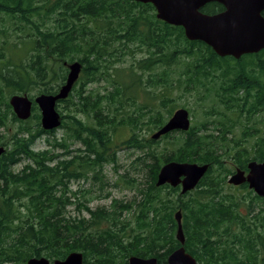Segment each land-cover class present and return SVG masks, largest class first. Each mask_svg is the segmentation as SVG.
<instances>
[{
    "label": "trees",
    "instance_id": "16d2710c",
    "mask_svg": "<svg viewBox=\"0 0 264 264\" xmlns=\"http://www.w3.org/2000/svg\"><path fill=\"white\" fill-rule=\"evenodd\" d=\"M221 10L218 2L201 8L208 14ZM126 56L132 58L128 64ZM74 60L82 68L67 98L56 105L70 110H59L65 136L57 140L56 129L41 127L34 102L31 116L21 120L8 98L56 93L67 73L63 62ZM178 66L182 69H172ZM99 80L107 83L102 92L87 90ZM215 80L220 83L212 89ZM174 81L181 95L194 92L205 98L213 91L224 110L241 111L245 104L249 118H264V49L239 59L220 57L204 42L188 40L181 26L158 19L151 3L135 0H0V127H8V120L18 123L7 138L0 134L5 146L0 155V264H26L33 256L64 259L74 251L89 264H125L131 255L165 263L180 246L177 210L183 246L198 264H264V197L245 183L227 182L236 168L247 170L249 161L264 160V136L251 146L252 153L229 145L228 130L221 128L225 111H218L221 121L212 132L207 127L212 121L206 119L153 139L139 129L146 116L152 128H160L174 111L167 104L173 98L160 100L164 113L144 106L134 114L125 111L130 102L138 106L139 90ZM254 123L247 126L248 136ZM126 127L131 134L116 139L115 131ZM41 137L47 147L34 150ZM69 140L81 146L70 150ZM162 141L165 145L157 149ZM120 146L137 151L136 163L145 170L138 198L112 199L109 207L91 209L86 205L90 199L80 189L71 192L68 183L88 179L89 172L102 177L104 163L116 162ZM169 161L208 168L195 188L182 194L179 185H155L159 168ZM67 193L77 202V215L66 213ZM129 211L132 219L123 216Z\"/></svg>",
    "mask_w": 264,
    "mask_h": 264
},
{
    "label": "water",
    "instance_id": "95a60500",
    "mask_svg": "<svg viewBox=\"0 0 264 264\" xmlns=\"http://www.w3.org/2000/svg\"><path fill=\"white\" fill-rule=\"evenodd\" d=\"M151 3L156 17L170 25L181 26L188 40H199L210 46L220 57L232 56L239 59L244 54L257 53L264 49V0H135ZM210 2H218L223 10L208 14L201 8ZM67 68L64 82L54 94L40 93L33 100L26 93L12 94L8 103L18 119L26 120L31 115L34 102L40 112V125L52 130L61 124V115L57 103L67 98L73 85L79 78L82 64L77 61L63 62ZM190 127L189 111L184 107L176 108L167 121L151 137L157 139L172 131H186ZM5 147L0 145V155ZM264 151V147H263ZM207 164L194 162L169 161L164 163L157 173L156 186L169 184L180 187L186 193L197 185L205 174ZM248 172L236 169L227 179L232 185L247 183L255 194L264 197V161L251 160L247 163ZM177 228L175 237L180 246L174 249L165 263H158L155 257L131 255L125 264H198L184 246V233L181 225V212H175ZM26 264H89L83 261L81 252H71L64 259L49 260L46 257H30Z\"/></svg>",
    "mask_w": 264,
    "mask_h": 264
},
{
    "label": "rangeland",
    "instance_id": "374dc122",
    "mask_svg": "<svg viewBox=\"0 0 264 264\" xmlns=\"http://www.w3.org/2000/svg\"><path fill=\"white\" fill-rule=\"evenodd\" d=\"M136 58L142 56V54H136ZM130 56H126L125 64H128L131 61ZM172 69H178L181 70L182 66L172 67ZM66 77V76H65ZM144 79V78H143ZM78 82V81H77ZM220 81L215 80L210 85L212 89L218 87V84ZM106 81L99 80L98 82H93L88 84L87 90H92L94 92H102L104 90V86L106 85ZM78 83H76V86ZM60 87V86H59ZM58 87V88H59ZM58 90V89H57ZM146 91L139 90L136 98L139 100V103L136 99L135 101L138 102V106L130 105L128 103L125 106V111L127 114H134L135 111L138 110V107L144 106V107H151L153 109H159L161 113H164V109L159 103L162 98L165 97H171L173 98L172 102H169L167 104L174 105V110L178 107H185V108H191L192 113L190 115V121L192 124L199 125L204 120H211L212 122L208 123V131H214V127H218V121H221V115L218 114V111H225V116L223 117L222 121L224 122L223 125H221V128L227 129L228 132H225V135H228V141L229 145L235 146L236 148L245 146L248 149H250V152H253V149H251L252 145L256 146V142L260 140L264 136V118L259 119L256 117L255 119H251L248 116V113L246 112V105L243 104L241 111L235 109V110H224L220 104V98L214 95L213 91L210 92L207 97H203L201 95H197L194 92L192 93H183L181 95V91L178 87L177 81H174L172 85L167 86H157L155 88H148ZM57 92V91H56ZM38 95V94H37ZM35 97V96H34ZM9 99V98H8ZM38 107V106H37ZM210 107H213L212 114L205 113L206 110L210 109ZM39 109V108H38ZM57 110H62L63 113H67L70 111L68 108H66L64 103H60L57 106ZM60 113V112H59ZM61 115V113H60ZM78 116L83 117L82 114H79ZM147 116L145 117L144 124L141 125V128L139 129V134L144 135L145 137H150L152 133H154L157 129L152 128L151 122H146ZM255 122L253 124L254 129H252L253 134L251 136H248L246 134V131L248 128L250 121ZM62 122V118H61ZM8 127L3 128L0 127V134L4 135L6 138L11 134L13 130L16 129L18 126L17 122H12L10 120L7 121ZM138 130V129H135ZM131 134L130 128H118L115 131V138L116 139H124L127 138L128 135ZM54 137L57 140H60L65 136V130L58 127L56 128L54 132ZM46 137V136H45ZM45 137H41L38 139L35 144L33 145L34 150H40L42 148L47 147L46 146V140ZM53 137L49 136V139L52 140ZM70 146V150H74L77 147H80L81 144L77 142L68 141ZM166 141H162L159 145H155L157 149H161L165 145ZM240 144V145H238ZM60 150H56V152H59ZM231 153H234V149ZM73 155L75 152L72 153ZM138 155L137 151H134L133 149L129 148H120L116 151V157L117 160L115 163L106 162L103 165L102 168V177L98 175V178L94 177L92 175V172H89V178L88 179H79V180H71L68 183V189L71 192L77 191L80 189V193H84V196L89 200V202H86V205L90 207L91 209H95L97 207H109L112 199H119L123 202H131L134 199L138 198V188L142 187V184L144 182V174L145 170H142L141 166L136 163V157ZM71 156H69L70 158ZM229 163L232 162L233 159L231 158L227 160ZM24 164V162L17 164L13 167L15 171L20 169L21 165ZM101 179V180H99ZM136 183H134L135 181ZM225 190L230 191L233 190L235 193H243L244 190L241 188H228L226 187ZM67 195L70 198V203L66 204L65 210L67 215H77L80 213L77 208V202L74 200L75 198L71 195V193H67ZM82 200V199H81ZM24 200H22L23 202ZM83 201V200H82ZM85 202V201H83ZM24 207H22V210L24 211ZM83 215H87L86 211L81 212ZM124 217L132 219V211L124 212ZM133 222V220H130Z\"/></svg>",
    "mask_w": 264,
    "mask_h": 264
},
{
    "label": "flooded vegetation",
    "instance_id": "af4514ba",
    "mask_svg": "<svg viewBox=\"0 0 264 264\" xmlns=\"http://www.w3.org/2000/svg\"><path fill=\"white\" fill-rule=\"evenodd\" d=\"M264 147V146H263ZM263 153H264V151H263ZM264 161V160H263ZM258 162V161H257ZM260 162H262V161H260ZM236 169H240V168H236ZM235 169V170H236ZM234 170V171H235ZM241 170H244V169H241ZM245 171V174L248 172V168H247V170H244ZM231 175V174H230ZM245 183V182H244ZM244 183H242V184H244ZM242 184H239V185H242ZM245 184H247V183H245ZM231 185V184H230ZM239 185H233V186H235V187H237V186H239ZM247 187H248V184H247ZM249 188V187H248ZM250 189V188H249Z\"/></svg>",
    "mask_w": 264,
    "mask_h": 264
}]
</instances>
